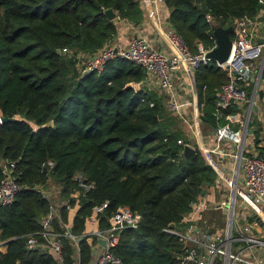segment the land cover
Instances as JSON below:
<instances>
[{"label":"trees","instance_id":"obj_1","mask_svg":"<svg viewBox=\"0 0 264 264\" xmlns=\"http://www.w3.org/2000/svg\"><path fill=\"white\" fill-rule=\"evenodd\" d=\"M165 4L169 24L193 51L199 42L214 43V25L229 26L238 16L264 9V0ZM110 7L135 25L144 20L139 0H0V113L14 117L0 123V180L4 164L12 161L24 185L12 202L0 204V247L7 245L0 248V264H90L97 236L85 229L94 207L105 202L97 212L100 229L120 205L141 214L137 226L120 231L112 251L121 262L114 264H177L183 243L166 228L185 226L191 203L215 182L217 172L197 146L184 153L186 135L164 96L138 85L145 77L141 65L117 56L101 71L78 68V53H94L115 39V18L105 13ZM194 79L205 134L227 122V113L243 116L237 103L217 116L218 94L229 78L214 61L198 67ZM257 97L264 111L263 88ZM249 127L257 152L246 145L245 153L262 155L264 120L251 114ZM49 159L55 166L44 172ZM78 172L89 188L80 185ZM53 180L58 215L50 224L60 233V257L41 245L27 246L30 234L45 240L42 221L55 200L35 186Z\"/></svg>","mask_w":264,"mask_h":264},{"label":"built area","instance_id":"obj_2","mask_svg":"<svg viewBox=\"0 0 264 264\" xmlns=\"http://www.w3.org/2000/svg\"><path fill=\"white\" fill-rule=\"evenodd\" d=\"M149 19H159V6L165 0H139ZM213 25V16L206 14ZM165 28L169 48L155 45L142 33H136L128 42L113 39L105 43L94 53H78L82 71H101L105 63L120 56L133 60L145 69V77L138 84L152 80L164 96L167 109L177 116L190 130V135L181 140L186 145L198 147L206 160L217 172L212 189V196L201 194L191 203L182 228L169 226L167 231L179 236L183 243L182 251L177 255V264H264V150L263 154L245 153L249 124L242 120V115L227 113V122L219 124L212 133L202 135L199 132L202 111L199 107L197 93H191L189 77L201 65L214 61L228 74L218 94L217 116L223 115L221 108L231 103L245 107L249 95L248 86L253 87V104L249 103L247 114L254 108L259 88L264 89V9L255 16H238L234 19L231 51L227 59L220 61L212 58L209 52L217 46V38L212 29L214 43L210 47L198 43L196 51L191 50L183 38L171 27ZM158 24H162L160 21ZM231 34V35H232ZM64 52H69L67 47ZM189 76V77H188ZM252 99V97H251ZM260 109V108H259ZM3 115L0 113V123ZM239 124V128H235ZM194 138V139H193ZM214 142V144H213ZM264 146V145H263ZM221 155L217 161L214 154ZM224 164V170H219ZM14 162H6L3 166L4 176L0 180V204L14 200L16 194L24 187L14 175ZM47 172H52L55 161L49 159L44 163ZM231 171L229 174L228 172ZM76 178L81 186L89 188L83 175L78 172ZM35 188L45 196L55 200L53 190L43 185ZM53 192V193H52ZM106 202L94 207L95 212L88 218V223L99 224L97 212ZM224 212L228 223L224 237L218 229H214L212 213ZM58 215V209L51 206V211L43 219L44 242H40L35 234L27 238L29 248L43 246L46 250L61 255L62 243L60 233L52 230L51 219ZM141 214L129 205H120L109 219V226L93 230L97 236L93 245V264L120 263L121 258L112 251L119 240V233L125 227L137 226ZM69 235L75 238L68 230ZM105 240L104 245L100 240Z\"/></svg>","mask_w":264,"mask_h":264},{"label":"crops","instance_id":"obj_3","mask_svg":"<svg viewBox=\"0 0 264 264\" xmlns=\"http://www.w3.org/2000/svg\"><path fill=\"white\" fill-rule=\"evenodd\" d=\"M168 16H169V8L166 6L165 3H161L159 6V19L158 20L157 19L156 20L149 19L145 14L143 22L140 25H135L132 22L127 21L123 18L115 17V21H116L117 29H118L117 30L118 32H117L115 39H122V40L128 42L130 40V38H132L136 33H142V34H145L146 36H148L151 39V41L155 45H157L158 47L168 49L169 48L168 38H167L166 30H165V28H167V26H168V23H167ZM160 21L162 22V24H158ZM262 34L264 36V30H263ZM189 82L191 83V90H192L191 93H194V95H195V92L197 93V91H196L194 73L190 75ZM141 85L145 86L148 89L155 90V91L159 92V90H158L159 87L152 80H146ZM259 106H261V105H259ZM258 110L257 111L254 110L255 113L258 114L259 112H261V110H259V111ZM246 116H247V114H246ZM235 128L238 129L239 124H235ZM199 132H201L202 135H205V133L201 129V123L199 126ZM211 133H212V131H211ZM184 134H185V132H184ZM250 136H251V133L249 132L247 135L246 141L248 140V138ZM186 137H187V135H186ZM213 144H214V142H213ZM262 144L264 145V137L262 139L261 145ZM246 145H249V142H246ZM250 148L252 149L253 152H257V148L255 147V144L251 143ZM214 156L217 158L216 160L219 162L226 161V159H223V161H221L222 159H221L220 154L216 153V154H214ZM225 165L226 164H224L221 168H219V170H221V171L224 170ZM228 173L230 174L231 171H229ZM55 193H57V192H55ZM205 194L207 195L208 198H211V196L213 194L212 189L209 188ZM55 196H56V194L54 195V197ZM75 210H76L75 207L71 208V210H70L71 218L74 216ZM97 229H99V224L87 223L85 232H86V234H92V231L97 230ZM89 240H92V237H89ZM1 243L2 242L0 241V244ZM6 247H7L6 244H2L0 248L2 250H6ZM93 261H94V254H93V257H92L90 264H93Z\"/></svg>","mask_w":264,"mask_h":264},{"label":"water","instance_id":"obj_4","mask_svg":"<svg viewBox=\"0 0 264 264\" xmlns=\"http://www.w3.org/2000/svg\"><path fill=\"white\" fill-rule=\"evenodd\" d=\"M105 13L107 14V16L109 18H115L118 15V12L116 10H114L112 7L105 9ZM234 27L233 25H229V26H216L214 29V34L217 38V46L215 48H213L210 52L209 55L212 58H217L220 61H223L225 59L228 58L230 51H231V45H232V38H231V33L233 32ZM59 53H61V50L58 49L57 50ZM127 86H133V82H128ZM253 98V96H252ZM259 106L256 105L254 106V110H258ZM251 118V111L248 112L247 116H246V123L248 124ZM14 119V117H10L8 115H3V122L8 121V120H12ZM248 131L250 133H252L253 128L249 127ZM195 151V147L192 145H186L184 148V153L186 155L193 153ZM44 172H47V168L46 166H44ZM205 193V189H203L201 191V194ZM171 227H174L175 224L171 223L170 224ZM69 230H71L69 228ZM104 245L106 244L105 240H100Z\"/></svg>","mask_w":264,"mask_h":264},{"label":"rangeland","instance_id":"obj_5","mask_svg":"<svg viewBox=\"0 0 264 264\" xmlns=\"http://www.w3.org/2000/svg\"><path fill=\"white\" fill-rule=\"evenodd\" d=\"M77 66H78L79 69L82 68V67H81V62H80V61H78ZM252 95H253V87H252L251 92L249 93V95L247 96V98H246V100H245V107L243 108V112H242V114H243V116H242V120H243V121H246V114H247L246 112H247V109H248L249 103L251 102V104H253V100H254V99H253V98L251 99ZM259 104H261V103H260L258 97H256V101H255V103H254V106H256V105L259 106ZM259 108H260V107H259ZM259 110H260V109H259ZM259 110H258V111H259ZM252 114L256 115V116L258 117L259 120H264V111H263V109H262L261 112H259V113L257 114V113H255L254 108H253V110H252ZM249 122H250V121H249ZM248 124H249V123H248ZM179 126H180V128L185 132V134H186L187 136L190 135V130L188 129L187 126H184V124H183V122H182L181 120H180V122H179ZM263 133H264V132H263ZM246 142H249V146H250L251 143H253L251 137H249L248 140H247ZM45 188H46V189H50L49 191H52V190H53L54 193L56 192V190L59 189L58 184H57L54 180H53L50 184H48L47 186H45ZM53 192H52V193H53ZM54 198H55V197H54ZM56 198H57V197H56ZM60 201H61V200H60ZM53 207H54V208H57V200L53 201ZM210 213H212L213 216L215 217V218L212 219L213 222H214V226H213V228H214V229H218V230H219V234H220V236H221V237H224L225 232H226L227 223H228V217H227L226 213H224V212H222V211H221V212H215V211L213 212V211H210Z\"/></svg>","mask_w":264,"mask_h":264}]
</instances>
